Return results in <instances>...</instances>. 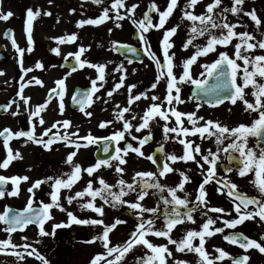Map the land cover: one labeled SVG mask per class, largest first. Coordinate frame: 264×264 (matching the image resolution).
Wrapping results in <instances>:
<instances>
[{"label":"snow or ice","instance_id":"6c2138e0","mask_svg":"<svg viewBox=\"0 0 264 264\" xmlns=\"http://www.w3.org/2000/svg\"><path fill=\"white\" fill-rule=\"evenodd\" d=\"M95 3H102V0H93ZM199 3V0H188L187 8L194 9L195 6ZM222 0H212V3L206 6V14L203 15H195L192 11H184V16L187 20L193 22L191 27L192 35L186 40L183 48L186 50L189 45L193 44V40L197 38V36H204L205 34L209 35V40L204 46H197L195 53L186 59L183 64V73L177 77L174 74L173 68L174 64V56L175 54H169V49L174 47V44L170 42V37H172L177 32V27H173L171 29L166 30L165 35L163 37V53H164V64H161L159 59L156 57L154 53H150V47H145V52L150 53L151 58L157 62L158 69L166 68V72H162V76H166V84H167V94L165 97L166 103L168 105L167 109H164L162 104L153 103L145 112L142 117V123H140L136 127V131H141L145 128H149L150 121L155 119L156 116L164 119L165 121L169 120L168 113H171L172 116L175 117L176 126L168 127L166 123L164 125V133L165 137H167L168 133H176V138L179 139L180 135L188 136L195 135L199 133L201 137H204V134H207L209 137H216V144L222 145L226 139H230L231 142L227 144L226 147L222 149L228 156L231 161H236L237 157H235L234 153H239L238 162L241 165L239 168V175L245 176L250 172L254 171V175L256 180L254 181L255 185L258 188L259 193L261 194V198L258 199L256 197H250L246 193H240L237 189L238 186L231 181L225 182V187L227 188V195L230 198H233L234 210L237 213V217L230 220H223V224L228 228H236L238 225L242 224L246 219L254 218L255 216H259L261 220H264V83L258 81L257 77L264 79V55H255L252 56L251 51L255 50L257 47L260 49H264V40L257 41L256 43H251L254 39L253 35L247 31L238 33L235 29L239 26L236 23H229L227 21L226 16L223 13L231 12L233 15H238L241 11H243L242 5L244 4V0H233L232 6L229 8L222 9L221 13H216L214 10L220 6ZM178 0H169V4L165 10L161 11L158 5L154 2L150 5L149 11L143 14V18L139 21L133 20L136 24V27L141 32V39L146 41L143 33L148 32L150 29L163 28L167 19L172 15L174 8L177 6ZM125 0H113L111 8L116 11V20H122L125 18L124 15L120 14V9L125 8ZM138 5H131L126 8V12L129 14L128 18H132L135 13V9ZM152 12H156L159 15V22L154 24L153 17L151 15ZM50 14V13H48ZM13 13L11 11L7 13H3L0 11V19L8 20ZM40 15L39 12H34L32 9H28L26 11V31L27 38L29 44L32 43V24L33 20L36 16ZM245 15H248L252 21L255 22L256 26L259 28L261 25V20L257 16L255 10L250 12H245ZM109 9L105 8L103 11V15L97 19H88L81 20L78 26H84L85 24L90 25H99L109 19ZM196 22H199L197 25ZM119 26V25H118ZM213 30H219V34H215ZM226 30V31H225ZM77 39L76 35H72L70 37L60 38V42H74ZM233 39H238L239 43L234 45L235 52L234 58L230 57L227 52H220L218 54V58L210 63L203 64L202 67L205 69L203 73L200 74L201 78L196 79L191 75V66L196 63L199 57L207 56L210 52L216 50V46H224L229 45ZM13 45L16 47L17 51L21 56V65H22V57H23V49H20L16 43V40H12ZM123 47V45H121ZM31 50V49H29ZM85 48L81 46L79 51L75 54L69 53L68 55H72L74 59L77 61L80 67L88 66L95 68L99 75V81H105V72L106 65L104 64H93L87 60H81V54L85 52ZM119 50V49H117ZM57 55L60 54V49H54ZM243 61V67L237 61ZM37 67L43 68V65L38 63ZM251 67V70H250ZM76 71L74 67L72 69ZM117 71L125 72V75L121 77L120 83L115 85L116 89H119L123 86V81L126 78V70L123 69L121 65L120 68L116 69ZM31 71V69H26L25 72ZM161 77H157L156 83L152 85L153 88L156 87L159 79ZM238 78L242 80V83H238ZM66 78L60 79L56 81L59 86L60 91L57 92V89H52V92H57V95L60 96V111L61 114L64 110L63 104V96L66 91ZM31 83V81H29ZM36 83L42 84V81L36 80ZM183 83H191L195 85L196 89L203 94L205 97H215V100L212 101L214 104H220L223 102L224 98L230 99L233 104L237 102L239 98L244 105L246 106V110L258 112V118L253 121L251 125L240 124L236 127L229 128L226 125H221L217 121L207 120L204 126L201 127H193L191 129L183 126L184 121L182 117H187V120L192 124L196 125L198 120H203L204 117H196V113H185L176 109L174 105V101L176 104L183 103L184 101L181 99L180 92V84ZM251 86L253 88V92L251 93L255 97V102H249L245 98V88ZM135 87V85L130 86V88ZM23 86L21 87V98L25 100L27 103L28 99L22 95ZM99 91L97 87V80L92 81V87L89 91H77L76 94L72 97L74 103L80 106V111L84 112L85 115L91 116V112H86L85 108L91 106L94 102L92 97L93 94ZM175 92V95H173ZM227 93V97H224L223 94ZM51 95V93H50ZM109 96L112 95L110 91L108 93ZM144 98H149L147 94H142ZM141 99V95L131 96L129 98V103H132L136 100ZM151 99L153 101L159 100L160 98L157 96H152ZM47 102L44 105L36 106L35 110L30 113V116L37 117L39 116V124L43 125L45 123L40 113L42 110L46 109ZM7 107H11L8 105ZM118 107V106H117ZM199 107V105L197 106ZM130 109L125 107L121 109L118 113V118L123 120L124 113L129 112ZM135 119V117H133ZM112 123L111 121H105L100 124V127H106L108 124ZM71 125V121H56L52 124V126L45 130L41 137H37L35 135V125H33L32 129L29 131H18L13 133L11 129L5 128L3 131H0V137H3L4 144L7 149V158L0 163V168L7 169L12 160L17 158H22L21 154L17 151L13 154V150L9 146V141L11 139L25 137L28 141L35 142L37 144H43V146L47 150H51V146L55 142L64 141L67 142L68 146L74 147L77 150L81 147L79 143H76L71 139V136L65 132L64 135H61L59 131L53 133L52 129L60 127L68 128ZM124 130L117 131L113 133L110 137H104L105 146L103 151L108 153L110 151V144L112 142H116L117 147L115 148V155L111 157V160L118 161L116 166V171L123 173L124 169L120 167V165L126 164L127 161L123 158L129 151L135 152L140 156H144L143 151L141 150L142 146L151 139V136H146L143 139H140L136 136H132L133 140H138L140 147H134L131 143H128L125 148L121 149L118 144L119 141L125 139V134L127 132L128 135H131V130L133 125L131 122L125 120L123 125ZM49 133H52L51 136L47 140L43 139V136H48ZM72 135H77V133H73ZM249 137H254L257 139V148L259 149V154L257 155V151L254 148H249ZM80 139L88 141V144L96 143L101 138L93 137L89 134L86 137H81ZM179 142L185 145V154L181 157H177L172 154L167 157L168 160L173 163L177 160H183L185 162L195 160V156L193 155V146L190 141H186L180 139ZM87 146V145H84ZM194 151L196 153H200L201 149L199 146H196ZM123 153V155H122ZM76 151L70 153L66 158V163L72 164L73 170L70 173L64 174L67 176V179L63 177H47L45 180H37L33 184L31 188H29V192H33V189H38L41 184L47 183L51 181V187L54 189L50 193L51 195V203L40 202V207H34V193L33 198L29 199L27 206L23 210L14 211L10 206H6L4 212L0 213V222H2L5 227V231L9 233V238L7 240H0V253H4L7 255L16 256L18 259H23L25 253L28 256L35 255L37 259L42 261V264H49V261L37 252L35 249L31 248V245L25 243L23 245H16L13 243L11 239V234L15 233L18 230H24L30 224H36L39 227V233L42 236L54 235L56 228L67 227L69 224H80V225H101L104 224L102 219H80L76 215L71 212H68L69 224H55L53 227V232L49 233L45 230L44 224L47 220L52 219L50 210L53 207L59 208L61 211L65 209L59 203L60 200V192L61 189H71V187L78 182L82 178V172H87L89 175H92L95 171H97L101 166L111 167V163L107 159L99 160L95 165L90 166L86 169H82L79 164L73 163V158L76 156ZM147 159L152 160L153 163H156V160L153 156H148ZM219 159V154L212 153L209 150L208 155L203 156V160L210 165V168L207 173V177L204 182L199 186L198 196L196 198L197 204L207 207V193L204 188V185L209 183V181L214 178L217 161ZM203 167V165H200ZM174 171L173 168L169 166L168 163L163 165L162 170L160 171V176H164L167 173ZM182 177V182L178 184L177 187L169 188L168 192L170 193L171 199H164L165 205H173L171 211H165V226L161 230H155L154 221L152 219H147L146 221L143 219L144 212L157 213V208H145L140 201H143L146 196H148L149 189L155 188L160 191L164 190V186H162L158 180L155 179L156 174L152 172H138L136 177L133 178V183H127L123 179L118 181L119 184V192L112 191V186L107 184L104 179L99 178V183L102 185L99 189H93L92 182L89 181L87 187L84 191L77 192L75 196H69L68 202L71 203L73 199L82 198L85 195L91 197V200L83 204L82 207L86 209H90L100 216L104 215V208L102 206H97L94 201L97 197L102 199L105 204H111V206L115 207L117 205L127 204L133 210H136L140 216V223L138 224L136 231L133 233L132 238L125 242L123 245H115L110 246L109 234L116 228V226L120 223H125V221H121L119 219L115 220L111 225H104L102 237H98L104 242V247L106 249L105 254L96 255L91 261L90 264H98L100 261H105V264H121V261L125 258L126 254L129 253L136 245H144L154 255H149L145 258H138L139 264H153L154 261H159V264H166L165 253L171 255V252L168 250L166 245H153L146 237L148 235H155L157 237H165L168 239L169 243L175 244L177 247V251L183 252L185 250L190 252H195L201 258L198 261V264H215L216 260H224L225 258L232 260V264H247V261L250 259L247 255H242L239 257H234L227 251L216 248L215 251L219 253L218 256L214 258H209V254L205 249L206 237H211L216 233H223L224 227H215L211 228L216 223L212 217H208L206 222L201 226V230H189L186 233V236L181 238L180 240L172 239L170 233L172 229L183 223L185 220L195 223V220L192 216V212L196 210L195 207L189 208V201L186 199H181L177 195L178 190H183L184 184L189 181V177L184 175L183 172L180 173ZM137 177L140 178L137 181ZM146 178H153L152 181ZM29 179L28 176H3L0 175V199L4 198L7 192V185L11 182L14 185V190L11 192H7V195L17 196L19 195V185L22 181H27ZM219 183V181H218ZM139 187V191L137 193L136 202H129L123 199V197L127 196L129 192H137V187ZM221 193L224 192V189H218ZM249 205H256L257 210L255 212L248 211ZM183 207L187 209L186 212H181L180 208ZM208 211L215 213H224L225 210L219 207H211L208 208ZM228 215H231L228 213ZM217 219H223L222 217H218ZM199 238V245H194L193 240L195 238ZM27 239L26 237L24 238ZM224 239L234 245H238L241 249L247 250L251 248L258 249L260 253L264 254V245L259 243L255 239H251L244 235L243 233H232L230 235H225ZM23 248L24 251H18V248ZM12 249V251H7L8 249ZM114 259H107V257H113ZM177 264H187L186 261H179Z\"/></svg>","mask_w":264,"mask_h":264},{"label":"rangeland","instance_id":"374dc122","mask_svg":"<svg viewBox=\"0 0 264 264\" xmlns=\"http://www.w3.org/2000/svg\"><path fill=\"white\" fill-rule=\"evenodd\" d=\"M153 2L158 5L161 11L165 10L169 4V0H125L126 7L120 9V14L124 15L125 18L122 20H116V11L111 8L113 0H102V3H95L93 2V0H0V11H2L3 13L11 11L13 13V15L6 21L0 19V47L3 46L6 50V53L9 54L10 57L9 62L3 65V67L0 69L1 72H7L8 74L7 81L0 82V89L3 84L5 86H9L11 84V81L13 79L9 74L12 75L14 72V76H16V71H14L16 70L15 61L18 56L21 58L20 53L17 51L12 41L9 42L5 39L4 34L7 28H10L13 32L12 40L15 39L18 47L24 50L22 59L26 58L28 60L29 65L27 64V67H34L38 70L39 75H33V77L39 76L41 77V80H43V87H41L43 96L41 99L44 98L46 88L51 87V85H53L58 79L67 78V76L60 70V68L56 66V63H58V61L64 60V58L69 53H73L74 50L75 53H77L79 51V48L83 46L86 50L81 54V60H87L93 64L106 65L105 81H99L98 71L95 68L88 66L83 67L81 75H76V86L86 84L92 87V81L97 80V87L99 88V91L94 93V102L91 104V106L96 108L100 105V103L102 102L101 97L103 96L102 92L105 89H107L109 92H112L114 90L121 91L122 96L125 99L123 102H114V100H110V105L113 107L112 115L116 122L114 119L108 120L112 122L106 126L107 128H111V131L109 133H115L117 131L123 130L124 128H121L124 125V121L127 120L133 125L130 138H132V133H144L156 137L157 141L159 142L168 139L169 135L176 134L168 133L167 137H165L164 133V125L166 123L168 124V127L176 126L175 117L172 116L171 113V117H169L168 121H164V119L162 118H160L159 120L157 119V117H155V119L150 121L149 128H145L141 131H136V127L140 123H142V118L135 119L133 122L132 118H128L125 115L126 113H124L123 120L118 118V113L121 109L125 107L129 108L132 106V103H129V98L131 96L141 95L142 98V94H147L148 97H160L162 96V92H165V96L167 94V77L161 75L162 72H166V68L163 71L161 69H158L157 62L150 56L147 60V63L142 66H137L128 61L126 63V60L119 57L115 51L117 46L121 45L122 43H134L133 34L134 31L138 28L136 27V24L133 22V20H141L142 14L146 9L147 4L151 5ZM228 2L230 3L229 7H231L233 0H228ZM134 4L138 5V7H136L134 16L130 19L128 18L129 14L126 12V8ZM105 8L109 9L110 17L105 22L99 25L85 24L82 27L78 26L81 20L97 19L101 17ZM242 8L243 11H241L238 15H233L231 12L223 13V15L227 17L229 23L242 25L235 29L236 32L242 33L247 31L251 33L254 37V39L250 41L251 43H256L257 41L264 40V0H252L248 3H244L242 5ZM28 9H32L34 12L40 13V15L36 16L33 20L31 44H29L28 42L26 31V11ZM252 10H255L257 16L261 20V25L259 26V28L248 15H245V12H250ZM175 11H177V13ZM175 11H173L175 13H172V15L167 19L163 28L150 29L148 31L149 38L147 32L143 34L147 37L148 43L151 44V42H153L154 46L160 45L161 47H163L162 41L166 30L177 27V32L172 37H170V42L174 44V47L169 50L171 51L170 55L173 53L175 54V67L173 68V71L174 74L179 77L183 73V62L191 57L196 51V47H194V45H206L209 40V35L205 34L204 36H197V38L193 40V44L189 45L185 50L183 48V45L185 44L186 40L192 35L191 27L193 25V22L183 19V10L176 9ZM214 11L216 13H221L222 5L219 8H216ZM158 22L159 15L158 13L154 12L153 23L156 24ZM196 23L197 25L199 24V22ZM213 31L215 34H219V30ZM73 34L77 37V39L73 42V46L69 47L66 42H60V38L70 37ZM236 43H239L238 39H233L232 42L226 47L217 45L215 51L210 52L207 56L199 57L196 63L191 66V75L193 76V78H201L200 74L205 71L202 65L214 62L218 58V54L220 52H227L230 57L234 58V45ZM48 47L50 49L59 48L60 54H52L51 50H48ZM152 52L153 50L152 48H150V53ZM186 53H188V55H186ZM190 53H192L191 56ZM250 54L252 56L264 55V49H260L259 47H257L255 50L251 51ZM237 62L240 63L243 67V61L238 60ZM38 63L42 64L43 68L37 67ZM160 63L164 64V61ZM121 65L123 66V69L126 70V78L123 81V86L119 89H116L115 85L120 83L121 77L125 75V72L116 70L120 68ZM41 72L43 76H41ZM158 76H160L161 78L159 79L156 87L150 88L149 85L156 83ZM257 79L261 83H264V79H261L259 77H257ZM237 82L242 83V80L238 78ZM14 84L15 86L18 85L16 83ZM70 85H72V83H70ZM132 85L137 86L138 89L130 88V86ZM179 86L181 88L180 96L184 102L176 104V102L174 101L173 103L176 109L185 113L195 112L196 117H204L203 120H198L195 126L187 120V117H182V120L184 121L183 126L186 128L191 129L193 127L204 126L207 120L217 121L221 125H226L229 128H233L240 124L251 125L253 121L258 118V112L246 110V106L239 98L237 99V102L235 104L229 103L215 110L204 105H200L192 99V97L190 96V91L193 84L183 83ZM136 92L140 93L138 94ZM252 92L253 88L251 86L245 88V98L249 102L254 103L255 97L251 94ZM108 93L106 94V97H113V94L109 96ZM173 95H175V92H173ZM0 101L5 102L3 99H0ZM198 105L199 107H197ZM179 106H181V109H178ZM21 107L22 104L18 102V110ZM147 109L145 110V112L147 111ZM30 112L31 110L29 109L28 113ZM102 122L105 121L97 119V125L94 124L92 126L93 130L100 136L105 135L104 133L109 131L99 130L100 123ZM17 123V121L13 123L0 121V131H3L5 128L11 129L13 133L21 131ZM43 126L48 129L51 127V124ZM128 142L131 143V141ZM230 142L231 140L228 139V141H224L222 145L225 147V145ZM27 143H31V141H28L25 137H20L19 142L13 145H9L13 150V154L18 151L21 154L22 158L12 160L7 169L0 168V175L3 176L12 177L18 176L22 173V176H19L29 177L27 181H22L20 183L19 195L11 196L7 195L6 192L4 198L0 199V213L4 212L6 206H10L15 209H24L27 206L29 199L33 198L32 193L29 192V188L33 186L35 181L45 180L47 177H63L67 179V176H65L64 174L70 173L72 171V164H65L66 158L68 156L66 155V153H64L65 155H63L60 152L55 151L51 155H46L44 152H42L41 149L31 148ZM214 144L216 145L215 148H208V151L205 152V155H208L210 150L212 153L218 152L219 159H222L223 156H221L222 154L220 147L216 144V141H214ZM248 147L256 149L257 155L259 154V149L255 145L253 137H249ZM25 148H28L30 150L26 152ZM7 154L8 153L5 144L0 140V163H2L3 160L7 158ZM235 155L239 157V153H235ZM123 158L127 161L126 164L120 165V167L124 169L123 173L116 171V166L118 164V161L116 160L110 161L112 165L111 167L101 166L92 175H89L87 172H82V178L74 184L80 185L82 183V186L79 188L77 187L74 192L73 190L70 191V189H68L67 194H65V196H63L59 200V203L65 210L61 211L59 208L53 207L52 219L44 225V228L47 232L52 233L55 224H69V217L67 214L68 212L73 213L80 219H102L104 221V224H69V226L67 227L56 228L54 235L47 236L40 235L39 227L30 225L27 226V228H25L24 230L11 234L13 243L16 245H23L25 243L31 245L32 249H35L46 259H51L54 264H90V261L96 255L106 253L104 242L98 238L102 237L104 225H111L117 219L125 221V223L118 224L116 228L109 234V239L111 242L110 246L123 245L125 242L131 239V237H129L128 235L129 233L135 231V222L133 221L132 217L133 215H137L138 213L136 210L128 207L127 204L117 205L113 207L111 206V204H105L102 199L97 197L94 203L97 206H102L104 208V215L100 216L98 213L82 207L83 204H86L91 200V197L88 195H85L82 198L73 199L71 203L68 202V197L75 196L77 192L84 191L89 181L92 182L94 190L99 189L102 187V185L99 183V178L102 177L107 184L112 186V191L119 192L120 188L118 181L120 179H123L127 183H133V178L136 177V174L138 172H150L149 170L145 171L142 168L135 169L133 166L135 158H133L132 155H129L127 153V155H125ZM73 159V163L75 162L74 164H79L81 167L86 166L88 168L97 163L93 152L91 157L84 155L78 157V155H76ZM10 167L11 172L9 171ZM136 179L137 181L140 180L139 177H137ZM251 180H254L253 175ZM51 183L52 182L49 181L47 183L41 184V186L39 187V192L41 193L42 191L46 190L47 193H50L51 190H49V188L51 187ZM9 184L11 185V182H9ZM11 191L12 190L10 189V191L8 192ZM136 194V192H129L127 196L123 197V199L129 202H135L134 199L136 197ZM155 197V194L151 193L148 195V197H146V201L151 202ZM41 201L44 202L49 200H38L37 197H34L33 206H40ZM150 208H155V206H151ZM145 213L148 212H144L143 215ZM249 223H252V225H256L259 223L264 225V220H261L260 218H258V216H255L254 218L250 219ZM154 225L155 230H161L164 228L162 221H155ZM77 226L83 227L87 230V232H89L90 235L95 236L94 240L90 243L89 240H87L86 238H81V236L78 237L79 235L77 234L73 236V231L76 230ZM5 227L6 225L0 222V240H7L9 238V233L4 230ZM58 229H66V232H59L57 231ZM25 237L27 238L26 240L24 239ZM63 239H66V241H64ZM159 243L156 242L153 245H163ZM141 246L137 245L129 253H127L125 258L121 261V264H133V256L134 252L136 251H138L140 254L146 252L149 255H154L148 248L138 249ZM17 250L21 252L24 251L22 247L18 248ZM7 251H12V249L9 248ZM234 255L235 257H238L240 253L236 252ZM259 258H264V255L255 254L251 258L250 262H252L253 264H259ZM107 259H114V256L107 257ZM3 260H5L4 263ZM38 263H42V261L37 259L35 255L28 256L25 253L23 259H18L16 256L0 253V264ZM98 264H105V261H100L98 262ZM153 264H159V261H154Z\"/></svg>","mask_w":264,"mask_h":264},{"label":"flooded vegetation","instance_id":"af4514ba","mask_svg":"<svg viewBox=\"0 0 264 264\" xmlns=\"http://www.w3.org/2000/svg\"><path fill=\"white\" fill-rule=\"evenodd\" d=\"M210 3H212V0H199V3L195 6L194 9H192V8L186 9V5L188 4V0H178V4L175 7V10L176 9L177 10L180 9L183 11L187 10V11L194 12L195 15H203V14H206V6ZM221 5H222V9L229 8L230 3L228 2V0H223ZM220 6H218L217 8H219ZM175 12L177 13V11H175ZM175 12H173V13H175ZM152 13H154V12H152ZM183 19L187 20L184 15H183ZM227 21H228V19H227ZM122 44H126V43H122ZM151 44H153V43H151ZM68 45H69V47L73 46L72 44H68ZM1 47H3V46H1ZM54 49H50L48 47V50L49 51L51 50L52 54L56 53L54 51ZM169 52H171V51L169 50ZM188 53H186V55H188ZM73 54H75V50H74ZM191 54L192 53H190V56H191ZM155 55L159 59V61L164 60V53L163 54L162 53H156ZM9 59H10L9 54H7L5 61L3 63H0V69L3 67V65H5L9 62ZM23 59H22V65H21V58L19 56L17 57V59L15 61L16 70H14V71H16V76H14V72L12 75L9 74L13 79L11 81V84L9 86H5L3 84L1 89H0V99H3L5 101V102L0 101V105H2V107L0 106V121H4L7 123H10V122L13 123V122L17 121L18 122L17 124L20 127V129L24 130V131L31 130L33 125H35V135L37 137H41L42 134L46 130L45 126H43V125L51 124V126H52V124L56 121L69 120V121H71V125L68 128H66V129L63 127H60L59 129L53 128L52 132L55 133V132L59 131L61 135H64V133L67 132L71 136V139L73 141H75L76 143H79L81 145V147L78 150L74 147L68 146L67 142H64V141H59V142L53 143V145L51 146V150H47L43 146V144H37V143L32 142V141H31V143H27V144L31 148L41 149L42 152H44L46 155H51L55 151L60 152L63 155H65L64 153H66V155H69L73 151H76V153H77L76 155H78V157H81L82 155L91 157L92 152L94 154L96 153V143H93L94 145L92 143L88 144V141L82 140L80 138L86 137L89 134H91L93 137L99 138L100 135L97 134L93 130L92 126L94 124L97 125V119H101L103 121H108L110 119H114V117L112 115L113 107L110 105V103L112 100H114V102H123L125 99L122 96V92L114 90V91H112L113 97L108 98V97H106V94L109 91L107 89H105L102 92L103 96L101 97L102 102L100 103V105L96 108H94L92 106L86 107L85 111L91 112L92 115L91 116L85 115L84 112L80 111V108H76V106H75L76 103L73 102L72 97L75 95L76 88L78 86L79 87L83 86L84 88L89 87V86L86 84L76 86V83H75L76 82V75H81L82 74L81 71L74 72V71H72L66 67L61 66V64L63 62L74 59L73 56L67 55L64 58V60L58 61V63H56V66L58 68H60V70L67 76V78L65 80L66 91H65L64 96H63L64 110H63V113L61 114L60 107H59L60 99L58 98L59 95L53 94L54 98L49 99L51 97L50 96L51 89L52 88L54 89L55 86L51 85V87L46 88V91L44 93V98L41 99L43 96L41 87H43V86H42V84L36 83V80H39L42 82H43V80H41V77H39V76L33 77V75H39L38 70L35 69L34 67L33 68L27 67L28 60L26 58L24 60ZM1 61H3V60H2V57L0 55V62ZM127 61L128 60H126V63H127ZM128 62L133 63L137 66L143 65V64H138V63L131 62V61H128ZM19 63H20V65H19ZM26 69H31V71L25 72ZM40 74H41V76H43L42 72ZM7 75H8L7 72H1L0 71V82H6L8 79ZM29 81H31V83H29ZM14 83H16L18 85L15 86ZM70 83H72V85H70ZM13 84H14V87H13ZM22 86H23V90H22L23 97L30 98V99H28L27 103L25 102L24 99L21 98V87ZM12 89H14V90H12ZM133 89H138V88L133 87ZM136 93L139 94L140 92H136ZM161 94H162V96L159 97L160 98L159 100L153 101L151 99V97H149L147 99L142 97L141 99L132 102V106L129 107L130 111L128 113H126L125 115L128 118H132V119H133V117H135V119L142 118L145 114V110L149 106H151L153 103H155V104H161L162 103L163 108L167 109L168 105H167L166 100H165V97H166L165 92H162ZM18 102L22 104V107L19 109L20 111L17 108ZM46 102H47L46 109L42 110V112L40 113V116L43 117L45 123L43 125H40L39 124L40 117L39 116L32 117V116H30V113L35 110L36 106L44 105V104H46ZM8 105H11V107H7ZM206 107L211 108V109H215V110H217L219 108V107H212L209 105H206ZM29 109L31 110L30 113H28ZM178 109H181V106H179ZM2 111H5L4 114H2ZM49 111H50V113H49ZM168 115H169V117H171L170 113H168ZM156 117H157V119L160 120L159 116H156ZM135 119H133V122ZM115 122H116V120H115ZM121 129H123V127ZM99 130L100 131L109 130L108 132L104 133L105 136H103L102 138L108 137L111 134V133H109L111 131V128L100 127ZM73 133H77V135H72ZM51 134L52 133H49V136H51ZM49 136H43V139L47 140L49 138ZM132 136H136L140 139H143L144 137L149 136V134L132 133ZM180 139L190 141L192 143L193 155L195 156V160H191V161H187V162H185L183 160H177L176 162L173 163L172 161L167 159V157L169 155H172V154L176 155L177 157H181L185 154V145L181 144L179 142ZM128 141H131V144L134 147H140L139 141L133 140L132 138H130V135H128L127 132L125 134V139L119 141V147L121 149L125 148V145H127ZM214 141H216L215 136L209 137L207 134H204V137L202 138L199 133H197L195 135L190 134L186 137L181 134L179 139L176 138V134H173V135L171 134V135H169L168 139L161 141V142L157 141L156 137L151 136V139L149 140V142L147 144L145 143L141 148V150L144 153V156H140L135 152H130V153L128 152L129 155H132L133 158H135L134 163H133V166L135 169L142 168L145 171L149 170L150 172L155 173L156 174L155 179L158 180L162 186H164L163 191H160V190L155 189V188H152L149 191V194L154 193L156 196L153 199V201H151V202L146 201L147 200L146 197H148V196H146L143 201H140V203H142L145 208H150L151 206H155V208L158 209L157 213H155V214L150 213V212L145 213L143 215V219L145 221L147 219H152L154 221V223H155V221H162L163 227L165 226L164 213L166 210L171 211L173 205H165L164 199H171V196H170V193L168 192V189L173 188V187H177L178 184L180 182H182V177H181L180 173L183 172L184 175L189 177V181L184 184L183 190L177 191V195L181 199H186L187 201H189V208H192V207L196 208V210L194 212H192V216L195 220V223H192L190 221L185 220L183 223L176 225L170 233L172 239L180 240L181 238L186 236V233L189 230H197V231L201 230V226L206 222L207 218L212 217L214 220H216V223L213 226H211V228L214 229L215 227H224V232L223 233H216L215 235H213L211 237L205 238L206 239L205 249H206L207 253L209 254V258L211 259V258L218 256L219 253L216 252L215 249L221 248V249L227 251L228 253H230L234 257H235L234 254L236 252L240 253L239 256L247 255L250 257V259L247 261V264H253L252 262H250L253 255L262 254L259 252L258 249L251 248V249L247 250V252H245V250L241 249L238 245H234V244L226 241L224 239V236L230 235L234 232L243 233L247 237H249L251 239H255L259 243L264 245V228H263L264 225L260 224V223L256 224V225H252V223L251 224L249 223L250 219H248L247 222L245 220L242 224L238 225L234 229L224 226L223 220H230V219L237 217V213L234 210L233 198H230L227 195V188L225 187V182L231 181L232 183H235L238 186L237 190L240 193H246L250 197H256V198L260 199L261 194L259 193L258 188L254 183V181L256 180V177L254 175V171L248 173L247 175H245L243 177L240 176L239 175V168L241 165L239 164L238 159L236 161H231L229 159V156L224 151H222V149L224 148L223 145H218L220 147V150H221V154H222L221 156H223V157H222V159H218V161H217L215 176H214V178H212L209 181V183L204 185V188H205L206 193H207L206 199H207L208 205H207V207H204L202 205L197 204L196 198L198 196L199 186L204 182L205 178L207 177L208 170L210 168V165L203 161V156L205 155V152L208 151L207 150L208 148H212V149L215 148L216 145L214 144ZM227 141H228V139L225 140V142H227ZM17 142H19V138H17V139L14 138L9 145H13ZM84 145H87V146H84ZM196 146L200 147V149H201L200 153H196L194 151ZM226 146H227V144L225 145V147ZM157 148H163V163L164 164L168 163L169 166L174 169V171L167 173L163 177L159 176L156 164L153 163L152 160L147 159L148 156L154 157V154H155V151ZM29 150L30 149L25 148L26 152H28ZM233 155H235V153ZM65 164L68 165L69 163H65ZM200 165H203V167H201ZM83 168L85 169L87 167L85 166V167H82V169ZM72 170H73V168H72ZM9 171L11 172V167L9 168ZM21 174H19V175H21ZM252 175L254 177V180H251ZM36 177H38V176H36ZM148 179L150 181L153 180V178H148ZM218 181H219V183H218ZM81 186H82V183L80 185L79 184L73 185L71 187L70 191L73 190V192H74V190L77 187L79 188ZM141 186L142 185L138 184L136 193H138L139 187H141ZM221 188L224 189L223 193H221V191L218 190ZM10 189L11 190L13 189L12 184L10 185ZM49 190H51L50 193L52 191H54V189L52 187H50ZM61 191L62 192H60V198H62L63 196H65V194H67L68 189H61ZM31 193H32V195L34 193V197H37L38 200L39 199H48L49 200V201H44V203H50L51 202V195L49 192L47 193L46 190L42 191L40 193L39 189H33V192H31ZM43 197H45V198H43ZM136 198H137V194H136V197L134 199L135 202H136ZM255 206L256 205H249L248 211L254 212L253 208ZM211 207L223 208L225 210V212L224 213L210 212V211H208V208H211ZM180 211L183 213V212H186L187 209H184L183 207H181ZM228 213H230L231 215H228ZM218 217H222L223 219H217ZM132 218H133V221L135 222L134 229L136 231V228H137L138 224L140 223V216H139V214H137V215H133ZM258 218H259V216H258ZM253 224H255V223H253ZM154 228H155V225H154ZM73 232H74L73 236L78 234L79 235L78 237L81 236V238H88L90 240L93 239V235H90L89 232H87V230L84 228H80V229L77 228L76 231H73ZM146 238L148 240H150V242L152 244H155L156 242H158V243L160 242L159 244H163V245L167 246L168 250L171 252V255H168L167 253H165V258L167 259V264H177V262H179V261H186L187 264H198V261L201 259L199 257V255L195 252H190L187 250H185L183 252L177 251L176 245L169 243L168 239L165 237H157L155 235H148ZM193 244L197 245V246L199 245V238L198 237L193 240ZM138 246H141V244ZM140 248L141 247H139L138 249H140ZM143 248L146 249L147 247L143 245ZM262 255H264V254H262ZM147 256H149V254H147L146 252L143 254H140L138 251L134 252L133 264H139L138 258H145ZM259 259H260L259 264H264V261H263L264 258H259ZM4 262H5V260H3V263ZM215 264H232V260L227 259V258H225L222 261L216 260Z\"/></svg>","mask_w":264,"mask_h":264},{"label":"water","instance_id":"95a60500","mask_svg":"<svg viewBox=\"0 0 264 264\" xmlns=\"http://www.w3.org/2000/svg\"><path fill=\"white\" fill-rule=\"evenodd\" d=\"M244 1H248V0H244ZM119 50H117V52L119 53V54H121V55H123V56H125V57H127V58H130V59H133V58H137V56H136V53H138V50H134L133 48H130V47H119L118 48ZM139 56V55H138ZM139 61H140V59H139ZM72 66L73 67H75L76 69H78V67L76 66V65H73L72 64ZM193 95H195L196 97H197V99H199V100H205L206 102H212L213 100H215V97H205V96H203V94L202 93H200L197 89H196V87L194 88V90H193ZM224 95V97H227V93H225V94H223ZM227 100H230V99H227V98H224L223 99V102L224 101H227ZM104 146L105 145H103L102 147H101V150L98 152V159L99 160H101V159H108V158H110L113 154H114V152H115V147L113 146V144H110V151L108 152V153H105L104 151H103V148H104ZM161 157L159 156V159H160ZM14 211H16V210H14Z\"/></svg>","mask_w":264,"mask_h":264}]
</instances>
